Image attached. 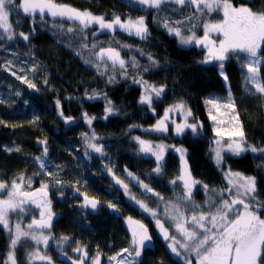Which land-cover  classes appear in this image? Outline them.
I'll return each mask as SVG.
<instances>
[{
    "label": "trees",
    "instance_id": "trees-1",
    "mask_svg": "<svg viewBox=\"0 0 264 264\" xmlns=\"http://www.w3.org/2000/svg\"><path fill=\"white\" fill-rule=\"evenodd\" d=\"M57 2L103 16L106 21H111L114 16H119L122 21L136 20L143 16L150 35L141 40L119 29L110 36L98 25L84 27L76 20L46 16L41 18L38 12L33 16H25L22 10L10 12V25L17 38L13 41H8L6 37L0 40V52L11 48L22 53L34 63L37 72L31 80L35 89L29 88L27 84L21 87L17 85L21 95L31 98L33 109H30L31 106L24 109L14 97L7 99L12 94L5 87L0 88V98H3L0 100V121H3L0 123V182L9 184L16 177L25 175L34 177L33 186L37 187L41 184L38 181L40 171L30 161V157L41 155L42 150L47 147L48 158L53 159L62 172L59 180L80 185L83 182L94 184L97 182H93L88 175L107 177V172L111 169L114 176L130 187V196L135 197V200L146 202L158 214L164 204L173 205L180 214L187 216V225L195 222L192 220L193 216L198 218L201 213L206 216L215 213L223 199L236 195L234 190L231 193L227 191L231 187L225 179L229 170L256 177L257 200L250 203L264 204V156L250 151L236 156L223 150V161L217 166L214 157L217 137L209 119L210 110L205 104L208 99L221 103L227 99L228 90H231L245 139L249 145L260 148L264 147V96L255 93V88L250 84L247 85L249 91H245L243 76L246 69H242L241 61L236 58L237 54H231V58L225 61L227 89L218 73L219 62L200 63L207 55V49L194 43L181 45L179 38L169 35L161 23L167 19L170 26L180 28L184 35H192L194 32L201 38L205 23L216 24L223 20L221 11L210 13L207 9L197 11L191 5L181 7L169 4L157 13L155 9L139 5L136 0ZM231 3L235 7L247 6L255 12L264 11V0H231ZM176 21L181 23H174ZM20 32L30 34V40L26 42L20 38ZM210 39L218 45L223 37L218 35ZM109 47L119 51L121 58L126 61L127 76L122 74L119 65L113 68L111 61L99 57V52ZM149 55L156 60L157 66L144 71L150 64ZM239 55L243 56L242 53ZM260 55L264 61V42ZM133 59L138 62V67L131 66ZM112 75L116 76V80L110 83L108 78ZM133 78L147 81L148 85L157 88L164 87L163 94L159 98H153L151 108L139 103L144 88L133 83ZM261 81L264 82V67L261 68ZM2 82L0 79V83ZM90 96L95 98L89 99ZM109 100L116 111L105 119V106ZM57 101L60 103L59 109ZM181 101L185 103V110L179 114L168 113L165 121L168 131L149 130L164 118L168 108ZM189 109L192 116L187 117V121L198 124L197 132L193 133L191 128H185L181 134H177L174 127L185 122L186 111ZM61 112L63 116L60 115ZM85 113L92 118L91 125L86 123ZM65 117H71L73 125H67ZM224 119L229 124L228 117ZM80 128L87 134L86 138L90 139L94 133L96 139L92 141L103 149V154L99 158L92 156V161L108 164L88 166L85 163V148H82L84 143H80L82 138L70 134ZM137 138L149 145L163 144L168 147L161 161L164 165L161 173L154 171L157 166L156 158L139 155L140 144ZM41 141H46V144L40 143ZM17 148L20 151H15ZM173 148L184 150L188 171L193 179L202 182L192 186L191 199L185 194L183 181L177 179L182 165L179 155L172 151ZM129 173L132 175L129 176ZM72 175H79V180ZM172 180H176V183H170ZM106 183L107 186L113 185L109 180ZM141 183L152 191L148 193L141 187ZM205 184L208 186L207 190ZM71 192L65 191L64 198L55 207L60 218L52 230L55 237L72 238L74 242L68 249L79 245L78 247L86 248V252L87 249L94 248L107 252V247L110 246L112 249L109 250L116 253L130 247L132 232L124 224L126 217L132 213L142 214L132 207L123 189L118 191L112 188V194H107L106 201L111 198L119 200L118 209L107 206L101 210L100 217L91 220H81L79 213L75 214L74 209H70V199L75 200L74 207L80 200L71 196ZM153 193H158L159 196ZM98 194L105 193L100 189ZM236 208L240 209L242 206L236 205ZM256 211L264 219V209L257 208ZM18 221L19 219L16 223ZM145 221L148 222L144 224L146 228H154L149 218H145ZM203 223L211 228L207 220ZM166 224L169 230H175L173 225ZM9 246L10 237L0 227V264H5L6 254L11 251ZM33 249L34 245L28 240L18 243L14 250L17 264H29L28 251ZM167 252L160 245L155 251L147 252L140 264H178ZM184 256L192 264H196L198 260L196 253L187 252Z\"/></svg>",
    "mask_w": 264,
    "mask_h": 264
},
{
    "label": "snow or ice",
    "instance_id": "snow-or-ice-1",
    "mask_svg": "<svg viewBox=\"0 0 264 264\" xmlns=\"http://www.w3.org/2000/svg\"><path fill=\"white\" fill-rule=\"evenodd\" d=\"M136 3L145 7L146 9H155L157 13L164 10L165 5L175 4L178 6L191 5L194 6L197 11H203L207 9L208 12L222 11L223 20L216 24L205 23L204 24V35L202 38L197 37L193 32L192 35H184L180 28L170 26L167 19L161 21L162 26L167 29L169 35H175L179 38L181 45L187 46L195 44L196 46H203L207 49V55L204 60L200 63L208 64L213 61L219 62L218 69L219 75L224 79L225 83L228 82V76L225 72V61L231 58V54H237L236 58L241 61L242 69H246L243 79L245 83V91H249L247 85H252L255 88V93H259L264 96V82L261 81V68L264 67V61L261 59L262 42H264V11L255 12L247 6L235 7L231 0H136ZM22 10L25 16H33L35 13H39L40 17L43 18L45 12L51 17L67 18L68 20L79 21L84 27H88L91 24H98L101 30L113 31L115 27H118L121 31L127 32L129 35H135L141 40H145L150 35L148 26L143 16L136 20L129 19L122 21L119 16H114L111 21H106L103 16H96L88 11H80L65 5L59 4L57 0H0V40H4L5 37L8 41H13L17 37L13 32L12 25L9 24V14L13 11ZM175 10V9H173ZM19 23V21H17ZM174 23H181L176 21ZM195 27V25H193ZM71 31V29H69ZM210 33H217L223 37L217 45L216 41L210 39ZM19 37L24 41L30 40V34L24 32L19 33ZM95 47V45H93ZM121 47H129L128 45H121ZM243 54L240 56L239 54ZM143 54V53H142ZM99 57L103 59L107 57L108 61H111L112 67L115 68L119 65L122 70V74L127 76L126 61L121 58L120 52L115 48L109 47L102 49L99 52ZM148 60L150 62L148 67L144 68V71H148L150 67L157 66L156 60L149 55ZM86 63L88 61H85ZM132 67H138V62L133 59L131 61ZM7 70V69H5ZM37 70L36 68L33 71ZM22 83H27L29 88L35 89V85L31 81L24 77H17ZM109 82H115L116 76H109ZM47 83V81H45ZM133 83L140 84L144 88V92L141 94L139 103L147 104L149 108L153 104V94L159 98L163 92L164 87L159 88L154 85H148L147 81L138 80L133 78ZM253 93V94H255ZM19 95V93H17ZM89 99L95 98L94 96L88 97ZM205 104H211L215 108L221 107L215 99L205 100ZM224 108L230 110V119L234 121L233 126L225 130L229 137L230 143L227 144V151L233 155L239 156L245 152H252L259 156H264V147H256L249 145L245 139V133L240 123L239 116L236 114V105L232 100V93L229 90L227 102L222 105ZM60 108V103L57 101V109ZM173 110H185V103L183 101L168 108L165 112L163 119L158 120L156 125L149 129L150 131L166 132L168 131L165 121L168 118V113ZM116 110L112 106V102L109 100L105 106V119L108 115H111ZM63 116V113H60ZM192 116V111L189 109L186 111L185 122L183 124L176 125V133L181 134L185 128H191L193 133L197 132L198 124L195 122L189 123L187 117ZM86 123L91 125L92 118L88 117L87 113L84 114ZM209 119L216 121L218 124L224 123L222 120H217L216 116L209 112ZM65 123H69L71 117L64 118ZM3 123V121H0ZM147 131V130H146ZM213 131L217 136H222L223 132L214 128ZM236 138V139H233ZM96 136L93 133L88 147L97 153L103 154L101 146L91 143V140H95ZM138 143L141 145L142 152H148L151 150V145H147L145 141L137 138ZM40 143L46 144V141ZM215 143L218 145L215 151V159L217 166H220L223 161L221 155V141L217 140ZM165 145H156L159 150L152 154L156 157L157 166L154 171L159 174L163 169V153ZM11 151V149H6ZM176 152L180 153L181 159V170L177 179L183 181L184 188L186 190V196L191 199L192 186L195 184L202 183L192 178L191 173L188 171L187 161L185 160L184 150L182 148H175ZM15 151H20L19 148ZM48 149L44 148L43 156H47ZM40 163L41 168H45L42 157L35 158ZM111 174V169L108 170ZM51 176V172L46 173ZM132 174L129 173V176ZM25 177L21 175L19 177L20 183L13 180L11 189L5 183L0 182V192H7V199H0V225L4 229L8 230L10 234V249L7 261L5 264H17V260L14 254L17 244L20 242L22 237L34 240L37 244L44 243L48 244L49 237L43 232L38 235L35 232L25 231L21 225L17 223L15 225V233L12 234V227L9 224V213L15 212L19 208L20 212H24L25 209L22 205L31 201L35 203L37 207L41 208V219L33 220L27 227L28 229L39 228L45 229L51 227L52 212L50 210V201L47 200V184H43L41 188L36 192L23 191L22 184L25 181ZM115 179V177H114ZM225 179L228 184L231 185L227 189L229 193L232 192L233 188L236 190V195L230 199H223V202L216 208L215 213H209L206 216L201 213L199 217H192L197 227L201 230L200 233L196 231H189L179 223L177 224L178 231L185 237V241L194 245L192 248L198 256L197 264H264V219L257 214L256 209H264V204L257 202L253 205L251 201H256L257 182L254 176H245L239 172L228 171L225 174ZM27 182L30 186L31 178H27ZM57 183H62L57 180ZM117 184L125 189L126 194L128 193V185L123 181L117 179ZM175 184L176 180L170 181ZM141 187L146 191H152L147 185L141 183ZM205 189L208 186L204 185ZM214 191V190H213ZM159 196L158 193H153ZM135 199V197H131ZM163 199V197H160ZM85 203L83 207H91L93 210L97 207V201L95 199H89L87 196L84 197ZM139 207L148 212L154 218L156 212L149 208L145 203L140 200H136ZM236 205H241L242 208H236ZM215 206V205H213ZM108 207L114 208L115 206L109 204ZM211 224V228L205 226L204 221ZM129 228L132 232V244L130 248L122 250V253H118L117 256L128 253L134 255V257H140L142 250L146 249L147 245L145 241L151 240L148 234V229L143 223L128 218ZM156 225L160 229L161 234L165 240H169L170 237L164 226L161 224L159 219H156ZM62 241H67L68 237H62ZM175 242V238H171ZM189 243H180L181 248L187 249ZM172 252L176 256H181V253L174 246V243L168 245ZM77 252H82L80 247L74 249ZM32 259L39 258L40 260L47 261V264H53L51 257L46 255L41 256L39 253H29ZM117 256H110L109 260L117 261ZM31 264V260L29 261ZM72 264H77V261L73 260ZM93 264H100L99 255H97ZM118 264H126L125 260H119ZM187 264H192L188 261Z\"/></svg>",
    "mask_w": 264,
    "mask_h": 264
},
{
    "label": "rangeland",
    "instance_id": "rangeland-1",
    "mask_svg": "<svg viewBox=\"0 0 264 264\" xmlns=\"http://www.w3.org/2000/svg\"><path fill=\"white\" fill-rule=\"evenodd\" d=\"M210 13H212V12H210ZM221 13L223 15L222 11H221ZM44 16L52 18V19L61 18V17L53 18L50 15H48L47 12H45ZM62 19H67V18H62ZM9 24H10V20H9ZM92 25H98V24H91L89 26H92ZM117 30H119L118 27H115L113 31H108V30H103V31H106L111 36L113 34V32H116ZM0 32H2V30H0ZM202 34L204 35L203 31H202ZM218 35L219 34H217V33H210V38L218 36ZM105 58H107V57H105ZM34 68H35L34 63L31 60H29L27 56L22 55V53H19V52L15 51V50H13L11 48H5V49H3L0 52V79L3 80V82L0 83V88L1 87H5L6 90L10 94H12V95H9V97L7 96V99L8 98L10 99V98L14 97L15 101H17V102L19 101V104H22L24 109H27L30 106H31L30 109H33V103H32V100H31V98L29 96H27V95L23 96V95H21V91L17 90V85H20V87H21V86H25L27 84V83H22L20 79H17V77H24V78H27V80L31 81L33 79V77L35 76L36 72H37V70L33 71ZM5 69H7V70H5ZM218 73H219V71H218ZM222 80H223V82L225 84V87L227 89H229L228 88V83L226 84L223 78H222ZM17 93H19V95H17ZM153 98H155L154 94H153ZM2 99L3 98H0V100H2ZM226 102H227V99H225L224 101H221V103H220L221 107H219V108H215L211 104H208V105L206 104L207 109L211 111L212 115L216 116L217 120L224 121V123L218 124V123H216V121H213V120L210 119V121H211V123L213 125V129L217 128L218 130H221L223 132L222 136H217L216 135V137H217L216 141L220 140L221 141V145L223 146V147H221V151H223V150L227 151L226 146L231 141L229 140V137H228L227 132L225 130L229 129V127H232L233 123H234V121H232L230 119V110L227 109V108H224L222 106ZM210 111H208V115H209ZM173 113L179 114V113H182V111L181 110H173L172 112H170V114H173ZM225 117H228L229 124L227 123L226 119H224ZM229 125H232V126H229ZM174 128H176V127H174ZM70 134L72 136L73 135H76V136L78 135L80 138H82L80 143L81 142L84 143V146H82V148H85V150H83V151H84V157H86V160H84V161H85V163L88 164V166H91L93 164L94 165H98V166H101V165L103 166V164H108L107 162L101 163L100 161H97V160L92 161V156H96L97 158H99L101 153H97V152H95L93 150L90 151L91 148L88 147V143H89L90 139L86 138L87 134L85 133V131L83 129L80 128V129H78L77 132L73 131ZM233 139H236V138H233ZM91 143H94V141L91 140ZM147 145H149V144H147ZM73 146L75 147V145H73ZM217 147H218V145L215 143L214 149H217ZM166 149H168L167 146L165 147V150ZM174 149L175 148H173L172 151L175 152L176 154H178L179 157H180V153L176 152ZM165 150H164L163 156L165 154ZM63 151H65V149H63ZM157 151H159V150L156 148V146L151 145V150L150 151L142 152L141 151V145L139 146V155L141 154L142 156L147 157V158H153V157L156 158L152 153L153 152H157ZM43 153H44V151L42 150L41 155L30 157V159H31L30 161L34 165H37V167H38V169L40 171V176L38 177V179H39L38 181H42L43 183H41V184H47L51 188V190L53 192L54 199H53L52 202H55L54 203L55 205L52 206V203H50V209H53L56 206H58L59 200H62L64 198V196H65L64 193L65 192H62V191H67V190L72 189L71 187H72L73 183L72 182L68 183L67 181L59 180L58 178L61 177V173H62L61 170L59 169V165L56 164L53 159L51 160L50 158H48V156H43ZM36 157H42L44 163L46 164L45 168H41L40 167V163H38L36 161V159H35ZM214 157H215V151H214ZM48 172H51V176L46 174ZM85 172H86V169H85ZM23 176L26 179H25L24 183L22 184V189H23V191H26L28 187L33 185V181H34L33 179H35V178L34 177H26L25 175H23ZM72 176H73L74 179L79 180V175H72ZM88 176L90 178H93V177L95 178L96 177V175H88ZM107 177H108L109 181L114 182V183H116V180L119 179L117 176H114L112 173L110 174L109 172H107ZM114 177H115V179H114ZM27 178H31L30 186H29V184L27 182ZM129 178L132 179L131 177H129ZM57 180L61 181L62 183L58 184ZM18 183H20L19 178H18ZM6 185L8 186V189H11V185L12 184L9 183V184H6ZM82 185L84 187H88L89 184L83 182ZM117 185H120V184H117ZM122 189L125 192V189L123 187H122ZM233 190L236 191L234 188H233ZM147 192L150 193V191H147ZM4 193L5 192H0V199H7V193H5L6 197H4ZM130 193H131L130 187L128 186V193L126 194V192H125V194L127 196V200L132 205V207H134V209L136 211H139L142 215H135V214L132 213L130 216H127V217L125 216L126 217V221H125L124 224H125L126 228L130 230L129 224H128V218L129 217H131L132 220L139 221L140 223H143V224L148 223L147 221L144 222V219L145 218H149L152 221V223L154 224V228L151 226L150 230L153 233V235H154V237H155V239H156V241L158 243V247L160 245L164 246L165 249L168 251L167 253L172 255L173 258L175 259V261L178 264H187L188 261L184 259V257H185L184 254L187 253V252H189V253H196V252L192 250L194 245L189 243V242H187V241H185V237L181 234L180 231H178L177 224L179 223L180 225H182L184 228H186L189 231H193L194 230L197 233H200L201 230L197 227L196 223L194 222V223H191V224L187 225L188 220H189L187 218V216L184 215L183 213L180 214L177 211V209L173 205L170 206V204H164V206H162V211L160 212V214H158L156 212V210H153L157 214L156 217L154 218L148 212L143 211L139 207V205L136 203V200L131 198ZM143 203L146 204V202H143ZM105 204L107 206L109 204L114 205L115 206L114 210L119 208L118 202L115 201L114 199L105 201ZM146 205L149 207L148 204H146ZM24 206H25L24 207L25 210H27V209H30V210L34 209L35 210V208L39 210V207H37L36 205L32 206V204H29V203L24 204ZM81 207L82 206H80V208ZM119 213L121 214V211ZM79 214L83 215V212L80 211ZM54 216L57 217L58 215H54ZM13 217L19 218L18 216H14L13 212H10L9 213V224H10V226H11V222H12ZM156 219H159L161 224L164 226V228L167 229L166 231L168 232V235L170 237L169 240H165L164 239V236L161 234L160 229L156 225ZM166 222L168 224L173 225L175 230H173V231H171V229L169 230V228L167 227ZM28 225L29 224H27L26 227ZM0 227L3 228L2 225H0ZM24 230L25 231H30V232H35V231H32L33 229H31V230L24 229ZM4 231H5L6 235H9L8 230L4 229ZM14 233H15V224L12 225V234H14ZM36 234L38 235L39 233H36ZM48 237H49V240H48L47 246L44 243L37 244L34 240H31V239L25 238V237H22L20 242L21 241L24 242V241L28 240L34 245V249L31 250V251L29 250L28 254L29 253H37L38 252L39 255H41V256L46 255V256L50 257L49 254L51 253L52 254V262H54V264H62L59 260L56 259L57 254H55L52 251L48 252V250H51L50 248H52V247L56 248L57 247V243L56 242L55 243L52 242L53 238L51 236H48ZM173 237L175 238V242H170L171 240H173V239H171ZM170 243H174V246L181 253V256H176L172 252L171 248L168 247V245ZM180 243H189V247L187 249L181 248L180 247ZM131 244H132V241H131ZM61 249L67 250V247L65 246V244L60 245L59 250H61ZM81 249L84 251L86 248H81ZM118 253H122V250L118 251L116 253H112L111 251L104 252L101 249L94 248L92 250H88L87 249V252H85V251L83 252V254L89 255L90 260H91L92 263H93L94 258L97 255H99L100 263H102V264H118L119 260H125L126 264H140L141 261H142V259L140 257L137 258V257H134V255H129L128 253H123V255L117 256ZM8 254L9 253L6 254L5 262L7 261ZM110 256H117V261L109 260ZM30 260H31V264H47V261L40 260L39 258L32 259L29 256L28 257V262ZM8 264H10V262H8ZM196 264H197V262H196Z\"/></svg>",
    "mask_w": 264,
    "mask_h": 264
},
{
    "label": "flooded vegetation",
    "instance_id": "flooded-vegetation-1",
    "mask_svg": "<svg viewBox=\"0 0 264 264\" xmlns=\"http://www.w3.org/2000/svg\"><path fill=\"white\" fill-rule=\"evenodd\" d=\"M19 177H16L14 179V180L17 181V183H18V178ZM91 180L93 182L96 181L97 183L89 184L88 187H84L83 185H80V184H72V187H71L72 189H70L72 191L71 192V196L76 197L78 200L80 199L78 201V205L76 207H74L75 200L74 199H70L69 204L72 206V207H70V209H74L75 214H78V213H80V211H82L83 215L79 214V216L81 217V220H91L93 218L96 219V217H100V215L102 214L101 210L103 208L105 209L107 207V205L105 204V201L107 199V194L108 195L112 194L111 193L112 188H114L115 190H118V191H122L121 185H117L114 182H113L112 186H107L106 181L109 180V179L106 176L95 177V178L93 177V178H91ZM12 182H10V184H12ZM39 183H43V182L39 181ZM42 185L43 184H39L37 187H34L32 185V186L28 187L26 191L34 192L36 190H39ZM100 189H102V191L105 193L104 195L98 194L100 192ZM46 191L48 193L47 200L50 201V203H52V206L55 205L54 204L55 202H52L53 199H54L53 192H52V190H51V188L49 186L47 187ZM62 192H65V191H62ZM5 193H7V192L5 191ZM5 193H4V197H6ZM85 196H87L89 199H95L97 201V207H96L95 210H93L91 207H83V205L85 203V200H84ZM111 200H112V198H111ZM115 201H119V200L115 199ZM28 203L32 204V206L36 205L35 203H32L31 201H29ZM80 206H82V207L80 208ZM22 207L24 208L25 206L23 205ZM41 210H42L41 208H39V210L35 208V210L34 209L33 210L27 209L24 212H20L19 208H17V210L15 212H13V215L14 216H18L19 218L13 217L12 222H11V227H12L13 224L16 225L17 223H19L23 230L24 229L31 230V229H28L26 227V225L27 224H31L34 219L35 220H40L41 219V215H40L41 214ZM50 210H51V212L53 214L52 215L51 230L49 232H47V233H45V232H43V233L48 235V236H51L53 238L52 242L53 243L56 242L57 243V247L56 248L55 247L50 248L51 250H48V252L52 251L55 254H57L56 259L59 260L62 264H72L73 260L77 261V264H93L91 262V260H90L89 255L83 254V252L85 250L82 251V252H77V251L74 250L79 245L76 246V247H72L71 246V248L68 249V247H70V245L73 244V242H74L72 240V238L68 237L69 239L65 242V241H62V239H61L62 237H55L54 236L52 230L54 228L55 223L57 221H59L60 218L58 216L57 217L54 216V215H57V212L55 211V208L50 209ZM107 218H108V216H107ZM18 219H19V221L16 223V221ZM32 231H35L36 233H41V231L37 230L36 228H33ZM148 231L150 232V235L152 236V238L154 240V248L152 250H150V249L143 250L142 251V255L140 256L141 259H144L145 254L147 252L155 251L156 247L158 248V243H157L153 233L149 229H148ZM7 236L10 237V234L7 235ZM131 238H132V235H131ZM63 244H65V246L67 247V250H63V249L59 250L60 245H63ZM80 248H82V247H80ZM107 249H108L107 251H110L109 249H112V248L111 247H107ZM14 253H15V251H14ZM15 256H16V254H15ZM49 256L52 259V254L51 253L49 254ZM53 264H54V262H53ZM100 264H102V263H100ZM159 264H161V263H159Z\"/></svg>",
    "mask_w": 264,
    "mask_h": 264
},
{
    "label": "water",
    "instance_id": "water-1",
    "mask_svg": "<svg viewBox=\"0 0 264 264\" xmlns=\"http://www.w3.org/2000/svg\"><path fill=\"white\" fill-rule=\"evenodd\" d=\"M67 125H73V120H70V122L67 123ZM36 191H38V190H36ZM36 191H34V192H36ZM47 197H48V195H47ZM51 225H52V220H51ZM36 229L39 230V231H41V232L47 233V232H49L51 230V227L50 228H45V229H39V228H36ZM148 234L151 237V240L145 241V244L147 245V247L144 250H147V249L152 250L154 248V240H153L152 236L150 235V232L149 231H148Z\"/></svg>",
    "mask_w": 264,
    "mask_h": 264
}]
</instances>
